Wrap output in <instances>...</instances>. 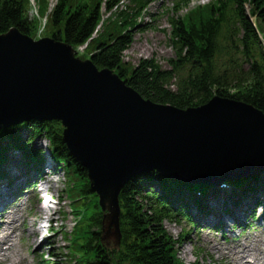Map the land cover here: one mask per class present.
I'll list each match as a JSON object with an SVG mask.
<instances>
[{
    "label": "trees",
    "instance_id": "1",
    "mask_svg": "<svg viewBox=\"0 0 264 264\" xmlns=\"http://www.w3.org/2000/svg\"><path fill=\"white\" fill-rule=\"evenodd\" d=\"M56 0L47 17L43 34L50 27V36L77 49L89 40L86 51L98 69L116 73L144 99L160 105L184 110L201 106L213 97L230 99L252 105L264 113V0H212L205 6L190 10L184 16L171 18L169 45L174 56L168 60V69L161 67L155 57L141 58L133 64L124 62V55L134 41V31H145L138 18L146 9L144 0ZM37 17L30 16L29 0H0V35L11 28L36 38L41 29L40 19L46 14L48 0H35ZM42 4L45 12L42 13ZM181 1L176 12L189 7ZM248 8V9H247ZM105 12V14L103 13ZM102 32L91 39L103 20ZM255 20V25L252 23ZM33 136L43 135L65 172L76 180L70 192L75 204L89 202L92 212L80 230L81 244L71 248L79 254L71 264H182L176 254L173 239L164 229L166 220L180 216L185 191L192 188L171 183L151 173L128 183L120 195L122 210L121 245L118 251L105 250L100 243L102 213L97 198L92 194L86 171L69 156L62 143V128L58 123H31L24 125ZM10 147L21 149L26 156L33 155L21 140L17 128L5 131ZM5 139V138H4ZM0 135V160L3 155ZM37 162L40 159L33 157ZM248 181L247 188L240 181L237 187L248 191L258 178ZM159 185L163 191L157 196L149 187ZM194 190L205 194V187ZM264 189L261 187V190ZM199 210L202 204L190 196ZM171 200V202H169ZM237 204V203H236ZM54 264H58L54 260ZM198 264V263H193Z\"/></svg>",
    "mask_w": 264,
    "mask_h": 264
},
{
    "label": "water",
    "instance_id": "2",
    "mask_svg": "<svg viewBox=\"0 0 264 264\" xmlns=\"http://www.w3.org/2000/svg\"><path fill=\"white\" fill-rule=\"evenodd\" d=\"M32 120L64 127L63 143L107 212L105 249L120 246L118 197L136 176L219 186L264 175V113L252 105L219 97L186 110L155 104L67 44L12 29L0 35V130Z\"/></svg>",
    "mask_w": 264,
    "mask_h": 264
},
{
    "label": "rangeland",
    "instance_id": "3",
    "mask_svg": "<svg viewBox=\"0 0 264 264\" xmlns=\"http://www.w3.org/2000/svg\"><path fill=\"white\" fill-rule=\"evenodd\" d=\"M208 1L210 0H191V6L192 8H194L197 5L206 4ZM30 2H31V8L29 14L30 16H35L36 15V8H34L35 5L33 3V0H30ZM147 3L149 4L147 13L153 14L154 17L151 18L149 15H145L141 23L144 25L145 24L149 26L151 25L150 26L151 29H149L144 33L135 32L134 43L129 48L128 52L124 55V60L130 64H136L138 60L141 58L155 57L159 61L162 68L168 69L169 67L168 60L172 58L174 54L168 41L169 32H170V28L168 25L169 16L167 13L164 12V10L166 8L171 7L173 2H171V0H148ZM54 4H55V0H48V8L49 7L51 8ZM44 12H45V4H42V13ZM50 30H51L50 27H48L46 33L42 34L41 36V32H40L38 37L39 38L49 37ZM47 145H48L47 142L37 140L34 144V147L36 149L37 147L45 148L47 147ZM18 156L19 155L14 154L7 158V162L3 166L4 171H7L9 172V174H11L12 173L11 170L15 172L16 169L20 167L19 165L21 166L23 165L21 159ZM12 159H15L16 163H14ZM23 170H26V168H24ZM68 179L70 181L76 180V178L73 175L69 176ZM48 180H50L51 188L46 193L47 194L46 205L40 206L41 203L39 202H37L36 204V207L38 208L40 207L42 212L36 213L35 219H37L38 221L41 220L42 225L44 227L43 228L44 241L40 239L41 242H39L40 240H36V243H39L40 245L43 242H46L45 244L42 245L43 251L41 256H37V251H39L40 249L38 248V245L33 244V246L34 245L35 246L27 251L25 244L26 238L21 237V228H23V224L26 225L27 228L29 229V220H27L26 215L33 209V202H32V206H29V200L32 197L33 191L24 192L23 189L17 191L16 187L18 186V184L15 185L12 183V186H9V190L12 193V198L17 197L18 195L21 196L22 198L21 201L20 200L18 201L17 208L10 210L13 211L12 214L0 215V227H4L0 231V245H3V247L12 245L11 248L9 249L8 257L5 259L4 262L0 261V264H10L7 262L17 260L21 257L26 258L27 255H33V254H36L34 257L35 258L37 257L38 262L34 259L31 260L28 264H41L40 258L44 260L51 259L52 261H54L55 260L54 256H56L59 259L58 264H68L69 252L66 248H64L67 245V242L64 239V234L70 233L72 231L74 224L77 222L72 215V211H71L72 203L67 196L68 181L65 175L63 174L62 170L57 172L54 171L53 174H50L48 176ZM18 183H23V182L19 181ZM3 189L4 188L0 187V197L2 196ZM36 196L37 198H40L38 194H36ZM40 201H43V199ZM249 206L254 207V203L251 201L249 203ZM77 207L79 211L85 212L84 216L87 217L91 214L89 210H86L84 209V207H82L81 202L77 204ZM192 213L194 214V212ZM261 213H262V208L258 209V211L256 210L257 215ZM237 214H238L237 215L238 218L244 220L247 217H250V215L248 216V213H245V215L240 213ZM50 220H52V225L57 232L53 236L47 234L45 230L46 227L48 226V221ZM246 221L248 222L249 219H246ZM11 222H15V223L11 225ZM230 222L231 220H227V222L225 223L231 224ZM199 224H200L199 225L200 230L192 231L188 227L173 224L172 222L164 223V227L166 231L174 238H177L182 233L188 234L185 238V243L177 246L178 258L180 259V261H182L183 264H191L195 261L196 254L199 252L200 258L197 261L200 262L201 264H228L226 260L227 251L224 248H212L208 243V239H210L212 240V243L219 242L220 244H223L221 243L224 242L223 241L224 239L221 238L223 232L215 233V231L207 230V228H205L206 223H204L203 221L199 222ZM253 225H257V222L253 223ZM230 226L233 225H229V227ZM14 228H16L17 231L15 233V236L11 238L10 233L13 231ZM235 228L237 227L233 228V231H231V234L228 235L225 240L234 242V244L236 245H243L245 242L244 239H246L248 247L241 248L238 254L240 253L241 255L243 253H247L246 255L247 264H264V241H262V237L264 236V225L259 228L256 227L251 228L250 231L252 232L247 231L244 234H240V231H238ZM238 234H240V236ZM203 238L207 242L204 241ZM227 238L235 241L228 240ZM215 247H218V245ZM199 248H201L203 252H205V254H203V252ZM235 253L237 254V251ZM19 264H27V263L26 260L24 259L23 261L19 262Z\"/></svg>",
    "mask_w": 264,
    "mask_h": 264
},
{
    "label": "bare ground",
    "instance_id": "4",
    "mask_svg": "<svg viewBox=\"0 0 264 264\" xmlns=\"http://www.w3.org/2000/svg\"><path fill=\"white\" fill-rule=\"evenodd\" d=\"M48 169L50 170V171H52L53 172V170H52V166H51V164L49 163V166H48ZM52 172H50L49 173V175L50 174H52ZM48 175V176H49ZM48 176L47 177H42L41 179H38V181H37V183H40L41 184V186L39 187V188H37V191L38 190H40V191H42V197L43 198H45V199H47V195H46V193H47V191L51 188V185H50V180H48ZM20 185H24V182L23 183H20ZM50 185V186H49ZM54 186V185H53ZM7 192H6V190L4 189L3 191H2V198L3 199H5L6 197H7ZM48 202V201H47ZM48 205V204H47ZM37 212H41V209H37ZM43 225L41 224V222H39V223H37V225H36V227L35 228H33V229H31L30 231H29V233H27V232H25L26 234H27V236H31V237H33V239H35V237L37 236V235H40V233H42L43 232ZM205 238V237H204ZM203 238V239H204ZM34 241V240H33ZM212 248H231V249H233L234 247L233 246H231V244H218V247H212ZM1 249V248H0ZM0 252H3V254L1 255V256H3L4 257V255L6 254V250L5 251H3L2 249L0 250ZM229 258V257H228ZM230 259V258H229Z\"/></svg>",
    "mask_w": 264,
    "mask_h": 264
}]
</instances>
